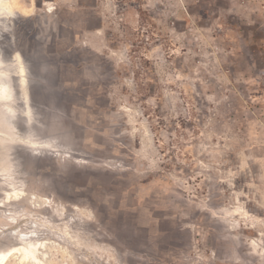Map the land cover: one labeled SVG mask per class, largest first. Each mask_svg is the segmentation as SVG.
<instances>
[{"label":"rangeland","instance_id":"374dc122","mask_svg":"<svg viewBox=\"0 0 264 264\" xmlns=\"http://www.w3.org/2000/svg\"><path fill=\"white\" fill-rule=\"evenodd\" d=\"M14 1L3 264H264V0Z\"/></svg>","mask_w":264,"mask_h":264},{"label":"bare ground","instance_id":"6f19581e","mask_svg":"<svg viewBox=\"0 0 264 264\" xmlns=\"http://www.w3.org/2000/svg\"><path fill=\"white\" fill-rule=\"evenodd\" d=\"M15 3H16V1H14V0H0V28H2V27L5 28L6 27V25H7L6 20L7 19H11V18L15 17V12L16 11H14V9H13L14 5H16ZM10 59L12 61L11 65H13V66L11 68H9V69L4 68V67H6V64L3 65L2 63H4V61L0 59V88H3V90H4L3 91V97L4 98L0 99V109L2 108L5 111V114H7V116H10V118H11L12 114L14 113L13 104L16 101V98L14 97V91H13L14 90L13 86L16 83V85L18 87V91L20 92V95H19L20 98L19 99H21V106H22V109H21V121H22L23 124H24V122L26 124H29V121L31 120V114H30L31 113V109L29 107H27V104L29 103V100H28L27 90L25 88L26 87V76H25V66L23 64V59L21 57L20 52L18 53V51H16V52L14 51L12 53ZM7 70L11 71L10 74L7 72ZM12 73H14V75L16 77V82L15 83H13V81H11L12 79H10L12 77L11 76ZM18 114H19V112H18ZM6 119H7L6 122L2 120L3 123L5 122L4 124L3 123L2 124L5 125V127L6 126L8 127L9 126L8 125V118L6 117ZM3 125H2V127H3ZM7 127H6V129L5 128L4 129L0 128V129L1 130H7ZM12 131L14 132V130H12ZM7 134H10V132L7 133ZM27 134H28V132H27ZM5 136H6V134H5ZM12 137H13V139H16L14 137V133H13ZM36 142H38V141H36ZM36 142H35V139L33 141H30L29 139L26 138L24 141H21V144L24 145L25 147L31 149V151H33L32 149H39L41 147V145H38ZM47 143H50V142H47ZM47 143L42 145V147H46L48 149V146H50V144H47ZM49 149L53 151L55 149L54 145H52V147L49 148ZM17 197H19V196H17ZM17 197H15V198H17ZM22 243L23 242H21L20 245L18 244L19 247L14 246L13 248H11L9 250L7 249V251L5 250L6 253H4L3 251L2 252L0 251V256H2V258H0V264H3L4 261L6 260V258L10 254L15 253L17 251L21 252L20 254H21V259L22 260H29V259H31V257H32L33 261L37 260L36 257H35V254H34V252L36 250V248H35V244L36 243H28V244H22ZM36 246H37V244H36ZM39 248H41V246H39ZM36 263L38 264V262H36Z\"/></svg>","mask_w":264,"mask_h":264},{"label":"water","instance_id":"95a60500","mask_svg":"<svg viewBox=\"0 0 264 264\" xmlns=\"http://www.w3.org/2000/svg\"><path fill=\"white\" fill-rule=\"evenodd\" d=\"M21 57L23 59V64L25 66V76H26V87L25 88L27 90L28 100H29V103L27 104V107H29L31 109V104H32V89H34V87H35V89H38V92H40V89L39 88H36L37 85H40V82L38 81L37 77L35 78V80H31L30 79V76H32V73L28 69L27 62H26V60H25V58H24V56L22 54H21ZM10 58H11V55H10ZM24 124H26V123L24 122Z\"/></svg>","mask_w":264,"mask_h":264},{"label":"snow or ice","instance_id":"6c2138e0","mask_svg":"<svg viewBox=\"0 0 264 264\" xmlns=\"http://www.w3.org/2000/svg\"><path fill=\"white\" fill-rule=\"evenodd\" d=\"M3 88H0V99H3ZM10 115V114H9ZM13 240V237L9 236L5 241H3V243L7 244L10 246L11 241ZM0 258H2V256H0Z\"/></svg>","mask_w":264,"mask_h":264}]
</instances>
